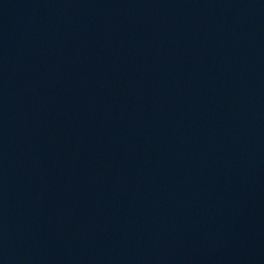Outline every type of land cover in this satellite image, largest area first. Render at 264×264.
Wrapping results in <instances>:
<instances>
[{
  "label": "water",
  "instance_id": "1",
  "mask_svg": "<svg viewBox=\"0 0 264 264\" xmlns=\"http://www.w3.org/2000/svg\"><path fill=\"white\" fill-rule=\"evenodd\" d=\"M0 264H264V0H0Z\"/></svg>",
  "mask_w": 264,
  "mask_h": 264
}]
</instances>
